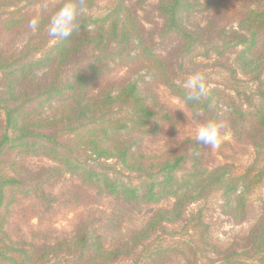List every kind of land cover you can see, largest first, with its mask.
<instances>
[{"label":"trees","instance_id":"16d2710c","mask_svg":"<svg viewBox=\"0 0 264 264\" xmlns=\"http://www.w3.org/2000/svg\"><path fill=\"white\" fill-rule=\"evenodd\" d=\"M62 3L0 0V264H264V0H79L57 41ZM116 65L199 126L222 121L221 161L205 166L192 138L141 146L168 118L137 81H105ZM194 73L208 92L185 102ZM241 145L253 159L239 170ZM214 210L240 228L228 240Z\"/></svg>","mask_w":264,"mask_h":264},{"label":"rangeland","instance_id":"374dc122","mask_svg":"<svg viewBox=\"0 0 264 264\" xmlns=\"http://www.w3.org/2000/svg\"><path fill=\"white\" fill-rule=\"evenodd\" d=\"M155 2V0H153ZM125 69H120L119 66H112V70L107 74L106 82H118V81H137L141 92L144 97L152 100V104L155 106L156 112L160 116H164L168 119L161 118V124L163 128L162 134L156 136H135V140L140 143L147 151L156 152L168 150L174 146L178 141L183 140L184 138L195 139V132L199 125L188 119L187 113L184 112L183 104L174 98L166 88L161 86L156 82L150 74L146 71H137V73H129ZM168 116V117H167ZM180 122V123H179ZM233 141L232 134L228 129L224 130L222 134V139ZM235 143V142H232ZM221 144V142H220ZM202 147V161L205 166H212L213 163L216 164L217 161H221L219 157L220 154V145L216 149H210L207 146L201 145ZM241 151L239 153L240 160L236 163L239 170L247 166L253 159V151L249 147L240 146ZM40 158H31L29 159L30 166L36 167L40 162ZM232 160H229V162ZM169 206L170 203L165 204L164 206ZM71 217L63 221L58 227L59 228H68L70 225ZM211 222L217 227L220 238L223 240H228L232 233L240 230L232 225L227 218L220 215L219 212L214 210L211 213ZM36 223V222H34Z\"/></svg>","mask_w":264,"mask_h":264},{"label":"clouds","instance_id":"9594fccd","mask_svg":"<svg viewBox=\"0 0 264 264\" xmlns=\"http://www.w3.org/2000/svg\"><path fill=\"white\" fill-rule=\"evenodd\" d=\"M42 7L46 8L47 5ZM86 12V9L80 6L79 0H63V3L49 17L46 26L49 37L53 40L67 39L77 28L79 20ZM39 16H34L28 23V27L37 31L39 27ZM186 89L185 102L199 101L201 97L208 92L206 78L200 73L190 75L183 83ZM224 124L222 121L207 120L202 123L195 132V138L198 143L207 146L210 149L219 147Z\"/></svg>","mask_w":264,"mask_h":264}]
</instances>
